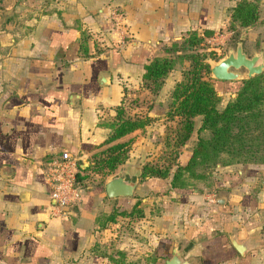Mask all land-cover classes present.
<instances>
[{"label": "crops", "instance_id": "1", "mask_svg": "<svg viewBox=\"0 0 264 264\" xmlns=\"http://www.w3.org/2000/svg\"><path fill=\"white\" fill-rule=\"evenodd\" d=\"M214 16L209 0H0V264H166L174 248L193 264H264V167H218L187 188L147 176L114 198L81 184L65 215L49 196V163L65 150L82 181L124 142L114 173L141 178L160 149L156 105L180 72L146 96L145 113H126L149 123L108 141L109 124L149 90L145 65ZM233 240L253 246L240 253Z\"/></svg>", "mask_w": 264, "mask_h": 264}, {"label": "trees", "instance_id": "2", "mask_svg": "<svg viewBox=\"0 0 264 264\" xmlns=\"http://www.w3.org/2000/svg\"><path fill=\"white\" fill-rule=\"evenodd\" d=\"M231 21L242 26L254 23L259 16L258 0H237L231 8ZM198 32H193L186 49H193ZM204 54L189 53V67L170 92L171 101L167 116L178 117L172 160L160 166L155 160L142 165L140 177L155 176L170 178L171 187L187 188L198 183L208 184L212 171L204 172L210 166L228 165L238 162L264 163V71L238 81L234 96L219 107V91H227L228 81L213 79L208 75L209 65L203 60ZM170 56H155L146 65L143 78L152 89H158L164 77L173 67ZM150 81V82H149ZM118 106L110 122L112 129L108 141L116 139L136 128L143 127L151 118L126 114ZM200 116L197 136L183 161H179L184 145L192 136L195 117ZM208 131V135L201 134ZM124 142L107 148L105 166L111 172L117 163L125 158L127 148ZM167 145L172 143L168 140ZM174 168L172 169V167ZM87 169H92L90 166ZM172 170V171H171ZM201 170V171H199ZM137 205V203L135 204ZM114 212L110 220L115 219Z\"/></svg>", "mask_w": 264, "mask_h": 264}, {"label": "rangeland", "instance_id": "3", "mask_svg": "<svg viewBox=\"0 0 264 264\" xmlns=\"http://www.w3.org/2000/svg\"><path fill=\"white\" fill-rule=\"evenodd\" d=\"M236 1L237 0H209L210 4H213V8L216 10V16L214 17L218 20L211 22L210 24L211 26H209L208 28L207 27L203 28L201 33H199L198 30L187 31L186 35H183L182 38L171 43V45L167 48L169 53L167 56L172 57L174 63L173 67L169 70V72L174 71L172 76L174 74L178 76L180 72V76H178L179 79L176 82L182 79L183 71L189 67L190 60L188 59V57L190 52H194L197 54H204V58H203L204 62H206L205 61L206 58L218 59L219 57L225 55L229 48L234 47L238 39L243 40L244 47L248 52V54H252L253 52L259 50L260 48L264 49V0H258V6H259L258 19L254 23L246 26H242L237 22L232 23L231 21V16H230L231 8ZM193 32H198L195 38V42L193 43L192 46L193 49L187 50L185 47L189 43V38ZM169 72L167 73V75L169 74ZM208 75L210 76V69ZM237 84L238 81H233V80L228 81L225 85V87L227 86L228 90L219 91L221 96L219 107H222L229 98L234 96L235 94L234 90ZM161 87L162 85L158 89H152V85H149L148 88L150 91L145 89L144 94L141 93L140 95H136V94L130 95L129 97L130 99H127L125 103L126 109L123 110L124 111L126 110V113L129 112V114L130 113L132 114L133 112L135 113L137 111L145 113L149 104L148 102L149 99L145 100L146 96H148V94L151 93H155V94L158 93V90ZM173 87L170 89L168 93V98L165 101H160L156 105L158 112L161 114L160 118H156L159 125L158 132H160L161 130V133H159V135L157 136L160 139V149L157 152V157L155 159V162L160 164V166L162 167L172 160L173 154L171 151L173 150V145L176 139L175 132L177 131L178 128V124H177L178 117L171 118L167 116L169 103L171 101L170 92L173 89ZM143 113H139V114L143 115ZM149 121L147 123H149ZM199 124H200V116H196L195 126H194L195 128L192 132V136L186 143L188 146L187 148H191L192 143L195 141L197 136V127L199 126ZM201 134L208 135L209 132L201 131ZM168 140L172 143L171 146L167 145ZM107 154L108 152H105L104 155H97L94 157L93 163L90 164V168L92 169L85 173L83 177L84 180L81 181V179H79L80 184H83L82 185L83 187H86L88 185L97 186L98 184H104L105 179L111 174H113L114 171L116 172V170L114 169L117 167L118 163L111 172L109 171L108 167L104 165L106 158H108ZM239 164H241L242 166L264 167V163L238 162L228 165L217 164L216 166L214 167L210 166L209 168H206L203 171L210 172L216 170L218 167H224L229 165L232 166ZM173 168L174 166L172 167V169ZM132 176L135 177L136 174ZM166 179L170 183V178L167 177ZM143 180L144 179L140 178V181ZM117 229L118 228H115V231Z\"/></svg>", "mask_w": 264, "mask_h": 264}, {"label": "water", "instance_id": "4", "mask_svg": "<svg viewBox=\"0 0 264 264\" xmlns=\"http://www.w3.org/2000/svg\"><path fill=\"white\" fill-rule=\"evenodd\" d=\"M210 69V77L220 80H241L251 77L264 71V49L248 54L243 40L238 39L234 47L229 48L227 53L218 59L206 58L205 60ZM84 168V166H82ZM139 176H122L116 173L108 176L104 181V190L108 197L132 196L138 183ZM235 248L244 253L249 250L253 244L244 242H235ZM194 257L184 258L182 253L174 248L171 256L166 260V264H193Z\"/></svg>", "mask_w": 264, "mask_h": 264}, {"label": "built area", "instance_id": "5", "mask_svg": "<svg viewBox=\"0 0 264 264\" xmlns=\"http://www.w3.org/2000/svg\"><path fill=\"white\" fill-rule=\"evenodd\" d=\"M81 170L76 159L67 150L50 161L47 174L49 196L53 200V210L58 215H65L67 209L80 200L81 184L78 175Z\"/></svg>", "mask_w": 264, "mask_h": 264}]
</instances>
